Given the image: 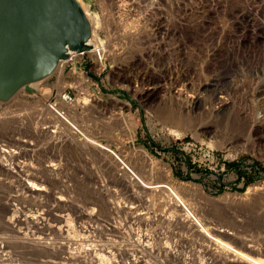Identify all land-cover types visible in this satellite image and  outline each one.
I'll use <instances>...</instances> for the list:
<instances>
[{"label":"rangeland","instance_id":"obj_1","mask_svg":"<svg viewBox=\"0 0 264 264\" xmlns=\"http://www.w3.org/2000/svg\"><path fill=\"white\" fill-rule=\"evenodd\" d=\"M80 1L95 22L99 53L65 63L0 101V144L19 152L0 150L8 164H0V202L11 205L7 217L23 222L6 236L36 237L30 216L56 218L57 197L63 196L74 227L46 241L59 255L61 244L77 253L73 264H98V253L105 264H131L133 256L146 264H206L201 260L210 254L215 264H249L232 260L225 242L264 258V126L258 122L264 105L254 94L240 116L244 104L236 95L264 84V0L253 26L235 17L247 0H138L122 12L119 0ZM211 81L213 90L202 100L208 111L195 115L181 106L175 87L185 85L191 94ZM66 94L72 102L64 101ZM222 94L231 104L217 113ZM49 103L94 109L77 122L111 125L112 132L104 130L111 139H99L112 155L81 148L83 136L54 119ZM143 181L170 182L184 205ZM29 182L43 183L47 191L37 194ZM107 203L110 216L100 212ZM77 205L95 209L98 223L82 219ZM132 206L146 213L141 221L132 218ZM184 213L193 228L178 223ZM169 215L174 221L167 223ZM221 228L234 238L219 235ZM1 257L8 264L60 261L15 251Z\"/></svg>","mask_w":264,"mask_h":264},{"label":"bare ground","instance_id":"obj_2","mask_svg":"<svg viewBox=\"0 0 264 264\" xmlns=\"http://www.w3.org/2000/svg\"><path fill=\"white\" fill-rule=\"evenodd\" d=\"M75 1H76V3L78 4V6L80 8L81 15L84 18V21L86 22L87 27H88L87 45L90 47V49L88 51L90 53L97 54V48L94 46L95 42H93L94 33L96 32V30H95V28H96L95 22L93 21L92 17L88 15V13H87L84 5L82 4V2L80 0H75ZM119 2H120V4L118 3L119 4V10L123 11L124 6L126 5V3H129V4H131L133 6L134 4L136 5L138 0H128V2H125V0H119ZM258 2H260V1L259 0H247V3H246L247 5H245V7L243 9L239 10L236 13L235 17L238 20L240 19L241 21L243 19H246V21L248 20V22L251 23V26H253L254 25L253 22L255 21L256 17L258 16L257 14L259 12ZM260 3H262V2H260ZM198 13L201 14L202 13L201 10ZM120 15H122V13H120ZM95 21H97V20H95ZM246 24H247V22H246ZM249 31H251V30H249ZM172 49L174 50L173 47H172ZM74 59L75 58H72L71 55L69 57H67L66 59L64 58L63 60H61L58 63L57 67H55L53 69V71H51L46 76H49L50 74L55 72L56 69H60V67L62 65H64L65 63H68V62H70V61H72ZM41 80H42V78L38 79L35 82L39 83V82H41ZM36 83H34L33 85H35ZM214 85L215 84H214L213 81L204 83V84L198 86V88L195 91L192 90L193 93H191V94H188V92L185 93L186 92L185 91L186 90L185 89V85H181V86L178 85V87H175V88H176V93H177V95L179 97V100L180 99L182 100L181 106H183V104H186L185 108H187V109L190 108L192 110V112L195 113V115L196 114L200 115V114L205 113V111L207 110V107H206L205 103H202V100H204V94L206 92H210L211 90H213ZM192 87L193 86L188 87V88L193 89ZM249 89L250 88H248V90ZM150 90L152 92H154V91L157 90V88L152 86L150 88ZM242 91L243 92H240V89H237V91H236V95L238 94L239 96H241L242 102L244 104L241 107L240 111H239V113L241 114V115L239 114L240 116H244V115L247 114V112H248V102L250 101L251 97L254 94H256L260 98V101L264 105V84L259 86V88L257 87V89L255 91H253V92H251L252 90L251 91H246L245 89H242ZM182 96H184V97L182 98ZM80 103L84 104V103H86V100L83 99V101H80ZM230 104H231V98L226 96V95H224V94H222L221 96H219V100L217 102V107H216V112L217 113L223 112L224 110H226L229 107ZM93 111H94V109L88 108V107L84 108V109H82V111H80L77 107L76 108L75 107H70V106L64 107V105H63L60 108H54L53 111L50 110V113L53 112L52 114H53L54 119H56L59 122H64V120L67 121L66 123H69V124H67L68 129L70 128L72 130H76L83 136V140H82L83 142L80 144L81 148H84L85 150H88L90 152H95L96 154H106V155H110L111 156L112 153H113V150L111 149V146L109 144H104L103 140L99 139V137H103V138L108 137V136H106L104 130L108 131V132L109 131L112 132L113 131V127H111V125H107L106 126L105 124H100V123H97V122H93V123H90V124L83 123V122H82V124H80V122L79 123L77 122L78 120H80L79 119L80 116L82 117V115L86 114V112L88 114H92ZM258 122L261 125L264 126V119H262V120H260ZM209 127L210 126H207V128H209ZM211 132L214 133V136H216L217 133H218L216 130H214V128L213 129L211 128ZM109 138L110 137H108V140L111 139V138L110 139ZM3 146L5 147L6 145L0 144V150L2 152L3 151L4 152L8 151L9 154H11L12 156L15 153H19L18 151H15V150H12V149L8 150L7 146L5 148H3ZM3 158L4 157L0 158V164H2V166L5 167L8 164L3 162ZM23 164H25V163L23 162ZM23 164L21 166L25 167L26 165H23ZM48 167L52 171L54 169V164L50 163L48 165ZM120 169L121 170L122 169L125 170V168H123V167L120 168ZM23 171H25V170L23 169ZM27 171H29V169H27ZM25 175H23V176H25ZM27 175H30V174H27ZM143 184L145 185V187H147L149 189L162 188V190L164 192L169 193V197L172 198V200H175V202L177 204L181 203L179 206L184 205L182 203V201L180 200V198H179L177 189L173 185H171L170 182H163V183H160V184H153V182H147V183L144 182ZM28 186L32 190H34V192H36L37 194H42V192L47 191V189H46L47 187H45L43 183L42 184H36V183L29 182ZM57 198H59V202L61 201L60 202L61 211H60V213L56 214L57 217L54 218V219H50L49 217L47 218L44 215L46 213H44L42 215H37L35 213H32V216H30V220H31L34 228L38 231V235L36 237H33L32 239L23 240V238L20 236V234L23 233V232H17L16 233V238H18L19 241L18 240L16 241L15 238H13V237H10L11 235L10 236H6V232L8 230H12L13 229L12 231L14 233L15 232L14 229L18 225L22 224L23 222H22V220H20L21 218L15 216V215H11V217H7V215L10 213V206L11 205L3 203L2 201L0 202V232H4L3 234L0 233V264H8L6 262L7 260L4 257H1V256H5L7 253H10L11 251L23 253V254L31 257V258L32 257L41 258V257L46 256V254H47L48 257H51V255H54V256L57 257V259L60 260V261H57V262L56 261L53 262L54 264H73L74 261L79 259V257H77L78 256L77 253L71 251L68 247H67L68 249H61L63 247L62 244L59 247H60V250L63 251L62 252L63 255L57 254L58 251L56 250V247L54 246L55 243H51L50 244L49 242L46 241V240L51 239L50 237L53 234L54 235L64 234V232H67L68 229L70 230V228L74 227L73 223L70 220L69 214L65 213L66 212V209H65L66 202L65 201H68V200L65 199L63 196H59ZM105 205L106 206H104V209L100 210V212L105 213V215L110 216L111 215V213H110L111 212V207H110V205L108 203L105 204ZM77 207L80 208V209H78V211H79L82 219L86 218L88 220H92L93 222L97 221V220L99 221V218L95 217V214H94V210L95 209H91L89 211V209H86L84 207H80L78 205H77ZM133 209L135 211L132 212V218L135 219V220L141 221L142 220V216L145 215L146 213H143V212L139 213V208L137 206H132V207L128 208V210H133ZM181 211H184V209H181ZM187 217H188V215H186V213L180 214L178 216V218H179L178 223H180L182 225H186L187 224V226L193 228L194 227L193 224H192L193 222L190 223L191 219L188 220L189 218L187 219ZM98 221H97V223H98ZM164 221H166L167 223H170V222L174 221L173 215L164 216ZM71 225L73 227H70ZM217 231H218L219 235L224 236V237H228L229 238L230 236H232V237L235 236V233H233L229 229H222L221 228V229H217ZM68 233H70V232L68 231ZM7 235H8V233H7ZM223 245L225 247V250L229 251L230 253H232L234 255V258L232 260H241L242 262H247L249 264H264V258L261 257L262 256V252L257 253L258 256L254 257V256H251L248 253L242 252L241 250L235 249L234 247H232L230 244H228L226 242ZM224 247H223V249H224ZM253 247L254 246H252V245H249V246L245 245V248L247 250L250 249V253L252 251L254 252ZM224 252H226V251H224ZM103 254L102 253L101 254L98 253V254L95 255V258L93 257L94 259H96L98 264H105L104 261H105V257L106 256L103 255ZM126 254L129 255L128 253H126ZM102 256H104V259H103ZM133 257L134 258H133V261L131 262V264H146V262L144 260H142V259L140 260V259H138V257H135V256H133Z\"/></svg>","mask_w":264,"mask_h":264},{"label":"water","instance_id":"obj_3","mask_svg":"<svg viewBox=\"0 0 264 264\" xmlns=\"http://www.w3.org/2000/svg\"><path fill=\"white\" fill-rule=\"evenodd\" d=\"M75 0H0V101L49 74L69 51L89 50Z\"/></svg>","mask_w":264,"mask_h":264},{"label":"built area","instance_id":"obj_4","mask_svg":"<svg viewBox=\"0 0 264 264\" xmlns=\"http://www.w3.org/2000/svg\"><path fill=\"white\" fill-rule=\"evenodd\" d=\"M94 46L97 48V54H98L99 53V46H98V44H94ZM88 53H90L88 50H84V51H81V52L69 51L67 57H69L71 55L72 58H75V61H77V59H81L83 56H85ZM75 61H73V62H75ZM63 99H64L65 102H70L71 99H72V97H71V95L66 94V95L63 96ZM3 102H6V101H3ZM49 105L54 110L55 105L54 104H50V103H49ZM201 261L202 262H206V264H215V262L213 261L212 254H210V255H204V257H203V259Z\"/></svg>","mask_w":264,"mask_h":264}]
</instances>
